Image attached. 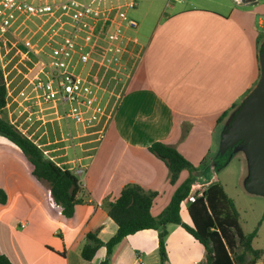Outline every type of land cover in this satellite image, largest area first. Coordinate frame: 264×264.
<instances>
[{
  "label": "crops",
  "instance_id": "crops-1",
  "mask_svg": "<svg viewBox=\"0 0 264 264\" xmlns=\"http://www.w3.org/2000/svg\"><path fill=\"white\" fill-rule=\"evenodd\" d=\"M209 4L214 7L168 0L149 33L140 34L146 41L138 39L143 57L116 107L107 137L93 155L86 156L90 149L81 148L80 157L69 161L84 168L86 176L79 181L83 203L66 219L74 222H60L47 185L36 180L31 169L21 182L0 186L7 198L0 204V255L12 264H100L104 247L89 263L80 253L88 233L104 243L116 233L104 200L114 202L124 186L135 184L158 194L151 208V215L157 217L182 183L181 176L188 175L183 171L176 184L169 185L165 164L148 151L153 142L174 147L197 168L195 179L214 168L238 107L260 82L264 0ZM0 116L6 119L5 112ZM53 124L62 131L61 123ZM75 137H80L79 132ZM210 182L216 184L217 178ZM44 199L47 204L40 210ZM16 205L25 212L18 214ZM182 206L186 218L181 214V219L190 225L188 204ZM165 242L166 264L204 260L203 247L178 225L167 226ZM109 264H159L157 232L145 230L126 237L114 247Z\"/></svg>",
  "mask_w": 264,
  "mask_h": 264
},
{
  "label": "built area",
  "instance_id": "built-area-1",
  "mask_svg": "<svg viewBox=\"0 0 264 264\" xmlns=\"http://www.w3.org/2000/svg\"><path fill=\"white\" fill-rule=\"evenodd\" d=\"M134 7L135 0H0V70L7 91L3 112L55 164L49 155L56 141L38 143L47 136L46 125L71 120L77 129L101 126L90 133L101 140L113 119L144 52L134 36L138 24L129 15ZM10 55L19 57L31 75L15 95L7 75L21 71L16 64L9 68ZM66 169L78 177L84 173L82 167ZM212 177L194 179L182 204L203 197Z\"/></svg>",
  "mask_w": 264,
  "mask_h": 264
},
{
  "label": "trees",
  "instance_id": "trees-1",
  "mask_svg": "<svg viewBox=\"0 0 264 264\" xmlns=\"http://www.w3.org/2000/svg\"><path fill=\"white\" fill-rule=\"evenodd\" d=\"M263 44L264 42L260 46ZM6 93L0 70V113L6 106ZM0 136L13 144L27 158L31 166V175L47 185L50 203L60 209L64 218H72L76 207L83 203L78 197L81 188L77 176L46 158L32 141L1 116ZM148 151L165 164L168 169L169 185L174 186L183 171L188 172V177L175 189L168 205L157 217L151 215V208L158 194L145 191L135 184L124 186L114 202L104 200V209L116 225V233L105 243L96 234L88 233L86 244L80 253L85 262H91L98 249L104 247L106 254L100 264H109L114 247L123 239L140 231L154 230L158 237L159 264H166L165 239L169 224L180 226L203 247L204 264H258L262 260L264 249L256 250L252 247L258 228L250 234L242 231L240 217L233 201L218 184L210 185L203 197L188 205L190 225L184 223L181 219L182 202L188 196L190 185L198 170L170 145L153 142ZM229 153L230 151L222 157L218 155L217 167L229 160ZM203 173L207 177L208 171ZM6 199V193L0 189V204L4 205ZM0 264L12 263L6 256L0 255Z\"/></svg>",
  "mask_w": 264,
  "mask_h": 264
},
{
  "label": "rangeland",
  "instance_id": "rangeland-1",
  "mask_svg": "<svg viewBox=\"0 0 264 264\" xmlns=\"http://www.w3.org/2000/svg\"><path fill=\"white\" fill-rule=\"evenodd\" d=\"M196 5H203L204 3L208 7H214L213 4H209L211 1H220L228 4L230 0H191ZM168 0H135V7L133 10L129 11V15L137 22L138 35H134L137 40L141 43H145L146 41L140 37V34L147 35L154 24V22L159 17V14L162 9H164L165 4ZM217 9V8H216ZM249 9V8H248ZM262 46V45H261ZM261 46L259 47V53L261 50ZM12 57V55H10ZM10 67L13 64L17 65V68L21 71L17 73L16 70H12L7 75V81L9 83V89L12 95H15L18 90H20L26 83V78H30L31 75L27 73V70L23 66L22 63H18L20 61L19 57H12ZM32 61H35V58H30ZM25 66H28V62L24 63ZM261 76V70H260ZM261 79V77H260ZM9 100V99H8ZM241 108V107H240ZM238 107V110L240 109ZM116 112V111H115ZM113 120V119H112ZM112 120L109 121L107 127L103 131V140L107 137L108 129ZM46 125L47 136L42 137L38 143L44 144L46 142H54L56 143L52 145L50 149H56V151L49 156L54 158L56 163H60L62 168H70L74 166V163L71 164H61L66 163L67 161H72L75 158H79V149L87 148L90 149L86 156H91L96 153V150L100 147L102 141L100 140L99 135H90L85 137H75L76 131L79 134L84 133H92L95 130L101 129V126H98L95 129L91 130H82L81 128L77 129L76 125L71 120H64L61 122L62 131L58 129L57 124H53L48 126ZM91 140V143L86 144L87 141ZM64 147H67L64 149ZM45 147L43 149H47ZM220 149V148H219ZM67 153L66 156L64 154ZM219 153V151H218ZM218 155V154H217ZM46 157V156H45ZM47 158V157H46ZM217 158L213 161L214 171L213 173L208 171L210 176L214 174L217 178V183L223 189L226 195L233 201L235 209L240 217V227L245 234L252 233L256 228L257 236L252 242V247L256 250L264 249V193H259L254 191L250 186V181L252 180V164L248 155L246 148H241L237 150L233 156L224 164L217 165ZM87 161H83V164H87ZM1 166H5L7 169L2 170ZM31 166L27 160V158L10 142L0 136V186L8 187L10 182H21L27 173H29ZM86 171V169H85ZM206 171V170H204ZM188 173V172H187ZM82 177L86 178L85 174L81 177H78L80 181ZM188 175H182L181 181H185ZM210 177L208 176L207 179ZM4 191L3 188L0 187ZM5 192V191H4ZM41 207L38 209L42 210V207L47 204V199H44ZM37 202V198L35 199V205ZM17 213L22 214L25 212V209L19 205H16ZM37 208V207H36ZM181 214L182 218H186V211L184 206H181ZM57 214L61 218L60 222H74L75 219L71 221H67L60 214L59 208H57ZM24 223V222H22ZM197 263L199 262L195 259ZM200 264H204V260L200 262ZM261 264H264V257L261 260Z\"/></svg>",
  "mask_w": 264,
  "mask_h": 264
},
{
  "label": "water",
  "instance_id": "water-1",
  "mask_svg": "<svg viewBox=\"0 0 264 264\" xmlns=\"http://www.w3.org/2000/svg\"><path fill=\"white\" fill-rule=\"evenodd\" d=\"M259 65L260 82L234 115L222 138L218 155L222 157L231 150L230 159L238 150L239 142L248 143L246 150L252 164V173L257 171L252 174L250 186L254 191L264 193V44L259 53Z\"/></svg>",
  "mask_w": 264,
  "mask_h": 264
},
{
  "label": "flooded vegetation",
  "instance_id": "flooded-vegetation-1",
  "mask_svg": "<svg viewBox=\"0 0 264 264\" xmlns=\"http://www.w3.org/2000/svg\"><path fill=\"white\" fill-rule=\"evenodd\" d=\"M247 145H248V143L239 142L238 145H237V146H238V150L241 149V148H246ZM229 151H230V153H229V155H230L232 151H231V150H229ZM229 151H228V152H229ZM228 152H227V153H228ZM227 153H226V154H227ZM260 168L262 169L263 166H260ZM260 168H259V169H260ZM256 172H257V171H256ZM256 172H255V173H256ZM255 173H252V174L254 175ZM259 174H260V173H259Z\"/></svg>",
  "mask_w": 264,
  "mask_h": 264
}]
</instances>
